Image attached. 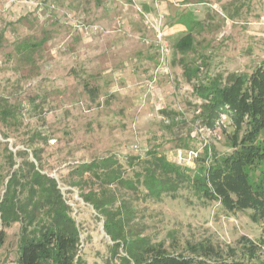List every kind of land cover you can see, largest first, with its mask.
Wrapping results in <instances>:
<instances>
[{"label":"rangeland","instance_id":"rangeland-1","mask_svg":"<svg viewBox=\"0 0 264 264\" xmlns=\"http://www.w3.org/2000/svg\"><path fill=\"white\" fill-rule=\"evenodd\" d=\"M187 12L201 23L193 30L195 50L175 53L172 42L186 33L178 18ZM42 40L38 49L25 48ZM180 60L203 65L198 80L251 73L264 61V0H0V100L17 110L0 124V196L8 174L34 161L32 149L41 148L42 167L57 180L80 229L82 264L120 263L111 256L103 218L70 185L72 167L113 155L132 177L153 149L193 170L205 145L218 155L233 151L231 117L223 116L215 131L204 126L197 80L186 79ZM34 133L47 143L33 144ZM129 157L141 159L131 167ZM145 193L117 191L136 209L134 229L169 253L191 256L189 244L208 243L230 260L232 250L242 253V237L264 242V220L254 222L251 210L227 211L184 187L176 198ZM20 228H5L0 264H18ZM119 256H126L122 249Z\"/></svg>","mask_w":264,"mask_h":264},{"label":"trees","instance_id":"trees-1","mask_svg":"<svg viewBox=\"0 0 264 264\" xmlns=\"http://www.w3.org/2000/svg\"><path fill=\"white\" fill-rule=\"evenodd\" d=\"M55 5V3H52ZM186 33L172 42L175 53L188 54L195 50L193 30L201 23L187 12L178 18ZM40 43H29L25 48L38 49ZM183 74L188 81L196 79L194 95L204 126L215 131L223 116H230L235 127L229 137L233 148L228 155H218L205 145L196 159V168L173 163L156 149L139 157H129L127 163L136 162L141 171L126 176L122 162L110 155L75 165L69 172L70 185L79 189L84 202L93 206L104 220V231L111 238L113 260L120 264H264L263 241L242 237V253L226 260L212 244L197 243L187 247L191 256L172 254L163 242L153 243L134 229L136 209L128 199L120 198V188L139 191L145 196L160 200L164 195L176 198L184 187L191 189L200 199L218 201L231 212L251 210L254 222L264 220V61L251 73L233 72L222 76L198 80L201 66L181 61ZM86 88L95 94L93 88ZM0 100V124L14 119L17 110ZM3 138H8L1 133ZM57 142L56 139H53ZM47 143L42 133L32 135V143ZM52 141V140H51ZM18 157L27 152L18 153ZM42 149L33 148L34 161H26L4 179L0 196V246L5 243V228L20 223L18 264H82L79 253L80 229L72 216L73 210L65 200L55 178L42 167ZM8 158L15 166L14 154ZM37 163V164H36ZM253 174V176H252ZM1 180V173H0ZM97 188L87 189L89 184ZM120 249L126 256H119Z\"/></svg>","mask_w":264,"mask_h":264},{"label":"built area","instance_id":"built-area-1","mask_svg":"<svg viewBox=\"0 0 264 264\" xmlns=\"http://www.w3.org/2000/svg\"><path fill=\"white\" fill-rule=\"evenodd\" d=\"M38 6H40L41 8H45L44 6H45V4L41 1V2H38ZM50 9L51 10H54L55 9V5L54 4H50ZM65 16H66V18L68 19V20H72V15L70 14V13H65ZM83 28H85L86 30H92V29H95L96 27H83ZM161 36V35H160ZM161 49H162V56L163 57H165L166 56V54H167V52H168V47H167V45L166 44H164V45H162V47H161ZM53 144H54V140H52L51 141ZM195 156L197 157V154H195ZM179 158H180V160L182 161V153L180 152L179 153ZM189 158L191 159L192 158V155L191 156H189Z\"/></svg>","mask_w":264,"mask_h":264}]
</instances>
